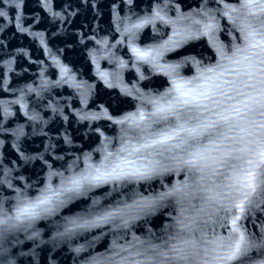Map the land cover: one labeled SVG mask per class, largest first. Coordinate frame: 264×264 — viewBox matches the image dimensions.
<instances>
[{"label": "water", "instance_id": "95a60500", "mask_svg": "<svg viewBox=\"0 0 264 264\" xmlns=\"http://www.w3.org/2000/svg\"><path fill=\"white\" fill-rule=\"evenodd\" d=\"M237 6V0H0V205L7 210L35 198L47 184H59L54 173L82 171L134 146L131 130L153 110L151 101L174 81L214 68L222 52L230 55L242 43L237 14H226ZM252 119L264 123L257 114ZM258 133L248 124L237 147ZM214 167L203 193L214 202L161 197L190 183L191 174L175 163L148 180L85 192L10 238L17 264H130L136 251L162 244L178 220L208 241L243 236L245 264H262L264 185L233 187L232 168ZM141 198L151 207L57 234L65 217ZM33 231L38 235L29 239ZM222 254L211 243L177 264H229L217 259Z\"/></svg>", "mask_w": 264, "mask_h": 264}, {"label": "snow or ice", "instance_id": "6c2138e0", "mask_svg": "<svg viewBox=\"0 0 264 264\" xmlns=\"http://www.w3.org/2000/svg\"><path fill=\"white\" fill-rule=\"evenodd\" d=\"M237 3L226 14H237L235 20L239 21L242 43L235 45L230 55L222 52V62L214 68H208L193 80L174 81L168 93L151 101L153 110L148 116L141 113L142 123L131 130L134 146L108 152L100 164H89L82 171H69L68 175L54 173L60 178L59 184H47L35 198L19 199L7 210L0 205V264H17L15 245L10 243L15 233L32 230L36 221L52 217L57 209L85 192L107 184L148 180L166 170L170 163L187 169L190 183L173 192L161 193V197L179 195L189 203L198 199L214 202V197L203 193L207 191L206 182L217 175L214 167L217 164L232 168L237 181L233 187L255 190L264 185V123L252 119L254 114L264 117V0H237ZM205 27L211 30L213 25ZM248 124H255L259 133L244 148L237 147L245 140L240 133L247 131ZM146 207H151V202L141 198L133 204L90 209L87 216L65 217L62 224L56 225L63 229L57 234L69 235L99 222L123 219ZM177 225L162 244L136 251L130 264H177L206 252L211 243L222 250L223 254L217 256L220 261L245 264L248 249L243 236L221 237L213 242L198 237L197 229L183 220H178ZM36 235L33 231L29 239ZM20 243L16 238L15 244ZM259 248L264 255V244Z\"/></svg>", "mask_w": 264, "mask_h": 264}]
</instances>
